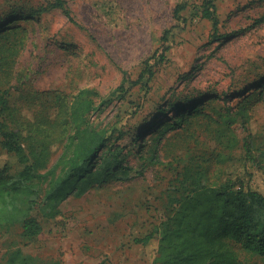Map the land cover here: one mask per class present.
<instances>
[{
  "label": "rangeland",
  "instance_id": "obj_1",
  "mask_svg": "<svg viewBox=\"0 0 264 264\" xmlns=\"http://www.w3.org/2000/svg\"><path fill=\"white\" fill-rule=\"evenodd\" d=\"M181 1L63 0V8L50 6L36 15L55 0H0V37L14 32L0 40L7 122L23 132L47 128L51 164L65 141L54 143L56 134L89 121L106 130L108 143L120 147L119 159L129 166L124 179L109 178L70 194L31 241L20 237L19 224L1 226L0 264L17 249L35 257L28 264H153L157 239L147 245L136 239L163 219L165 192L174 178L166 162L182 147L172 142L178 127L161 128L155 152L151 141L144 143L154 122L169 121L162 106L169 109L185 96L196 97L198 107L212 102L222 111L247 101V122L237 119L230 127L240 139L233 154H242L248 132L263 147L264 0H213L216 32L201 15L204 0H187L175 16ZM142 71V80L133 84ZM88 100L89 109L80 107L83 118L71 121V102L75 108ZM193 128L206 137L199 126ZM7 160L13 158L0 146V161ZM248 164L260 180L263 173ZM222 166L232 173L239 169L230 160ZM250 261L264 264L258 256Z\"/></svg>",
  "mask_w": 264,
  "mask_h": 264
},
{
  "label": "trees",
  "instance_id": "obj_2",
  "mask_svg": "<svg viewBox=\"0 0 264 264\" xmlns=\"http://www.w3.org/2000/svg\"><path fill=\"white\" fill-rule=\"evenodd\" d=\"M50 6L63 8L64 2L55 0L34 12L38 15ZM186 7L187 0H182L176 4L174 15L179 16ZM201 15L212 21L216 32L218 16L213 0H204ZM13 33L1 36L0 40ZM144 74L142 71L132 83H139ZM151 75L150 71L148 79ZM257 94L261 97L262 92ZM73 104L74 101L68 114L74 122L75 118H83L91 100L75 108ZM169 107H160L169 121L154 122L144 143L151 141V151L155 152L161 128L165 131L178 127L182 133L176 130L172 142L182 147L171 151L166 162L174 178L165 192L163 219L136 241L147 245L157 239L153 264H253L250 258L254 256L264 259V166L260 158L264 157V142L260 147L255 135L248 132L242 138V154L235 156L233 150L238 148L240 139L230 128L237 119L247 122L251 104L242 101L237 107L226 106L222 111L212 102L198 107L196 97L185 96L180 104ZM6 108L3 92L0 146L13 161H0V227L19 224L20 237L31 241L41 234L43 222L59 213L61 203L70 194H82L92 184L109 178L128 177L129 166L119 159L120 147L108 143L106 130L97 129L86 120L72 133L62 128L53 140L58 143L65 138L62 152L49 164L52 141L47 140L48 129L23 132L7 122ZM194 124L206 133L205 138L193 128ZM139 137L137 134L134 142ZM260 137L264 140V135ZM208 143L214 145L206 146ZM258 150L260 155L256 154ZM154 156L152 153L149 158L153 160ZM229 160L239 165L237 172L224 169L222 165ZM248 162L263 173L260 180L254 177ZM119 169L122 176H117ZM34 260V256L17 249L10 254L7 264H28Z\"/></svg>",
  "mask_w": 264,
  "mask_h": 264
}]
</instances>
